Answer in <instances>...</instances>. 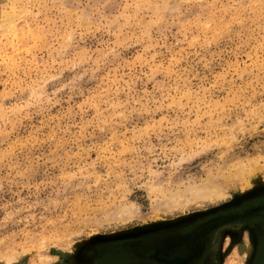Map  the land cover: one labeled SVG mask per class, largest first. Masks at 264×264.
Segmentation results:
<instances>
[{
	"label": "rangeland",
	"instance_id": "1",
	"mask_svg": "<svg viewBox=\"0 0 264 264\" xmlns=\"http://www.w3.org/2000/svg\"><path fill=\"white\" fill-rule=\"evenodd\" d=\"M168 1L0 0V264H105L124 240L108 262L159 261L154 228L133 229L238 215L203 228L190 264L209 228L264 208V170L240 206L228 190L166 201L238 162L264 169V0ZM239 231L220 264L251 259Z\"/></svg>",
	"mask_w": 264,
	"mask_h": 264
},
{
	"label": "bare ground",
	"instance_id": "2",
	"mask_svg": "<svg viewBox=\"0 0 264 264\" xmlns=\"http://www.w3.org/2000/svg\"><path fill=\"white\" fill-rule=\"evenodd\" d=\"M12 9L13 8H11V10ZM11 16H13V15H11ZM8 17H9V15H8ZM0 21H2V22H0V25H1L4 20L0 19ZM207 24L208 23H206V25ZM239 161H242V160H239ZM250 162H251L252 167L254 168L253 172L252 171L246 172V168H245V166H243L242 162H238L235 165L234 172H232L230 175L229 174L228 175L225 174L223 176L220 175L222 177V179H224L223 182H219V183L209 182L206 185L201 184V185L196 186V187L195 186H189L188 188L183 189V192L181 191L182 193H180V190H179V193L175 192L174 194H172L173 193L172 191L171 192L168 191L169 193H168V196L166 199L168 206L185 207L191 201L197 200V199H206V198H218L219 199L221 197L223 198V196L228 191L232 195V198L235 201L234 202L235 205L240 206V205L244 204L246 202V200H249L252 197L251 196L252 193H257V192L263 193V191L261 190L262 187H260L261 185L256 184V180L254 177H255L256 171H262L264 169L255 165V162H252V161H250ZM217 180L218 179H216L215 181H217ZM241 182L243 183V185H240ZM184 190H186V191H184ZM164 197H165V195H164ZM252 206H254V205H252ZM172 208H174V207H172ZM241 210H243V209H241ZM125 212L128 213L129 210H126ZM245 212H248V211H242V213H238V214L243 217ZM234 216H236V215L219 213L213 220L204 221L202 218L199 217L198 214H196V215L188 218V220H185L184 222H180V224H177L178 222L170 224V223H165V222H155L154 221L155 222V224H154L155 226L153 227L154 229L147 230L148 232L147 231H145V232L146 233L150 232L151 238H152V240H154L153 256L156 257L157 259H158V257H165L163 259H160L163 262L160 264H185V260L187 258L197 256L201 252L202 247H203V237L206 236V234L204 233L205 229H203L205 226L211 224V222H214L216 220H220V223L224 222V220L226 221V219L234 218ZM202 221H204V222H202ZM189 225H193V226H191L192 228L189 231L186 228L187 231L185 233H181V231L178 232V230H177V234H173V235L169 234L172 231H176V229H178V227L189 226ZM150 226H152V224ZM257 227H259V226H257ZM211 228H209V229H211ZM154 230L162 231V232L166 231V232H163V234H159L161 236V238H160L158 235L153 234L154 232H156ZM167 230H171V231L167 233ZM198 231H200V232L198 233ZM196 232H197V234H195ZM250 232H251L250 236H249L250 245H240L237 248V253L247 257L246 259H250L249 257L252 254V251H253V248H254V245L256 242V234L253 233L252 231H250ZM139 233H144V232H139ZM73 249L75 251V252L73 251L74 255L79 256L78 248L73 247ZM173 257L176 258L173 261H170L167 259V258L172 259ZM4 259L6 261L7 260L10 261L11 257L10 258L8 257V259H7V257H5Z\"/></svg>",
	"mask_w": 264,
	"mask_h": 264
},
{
	"label": "flooded vegetation",
	"instance_id": "3",
	"mask_svg": "<svg viewBox=\"0 0 264 264\" xmlns=\"http://www.w3.org/2000/svg\"><path fill=\"white\" fill-rule=\"evenodd\" d=\"M264 200V197L261 196L260 199H255L253 201L260 202ZM241 219V218H237ZM245 221H237L231 224L224 225L218 229L212 230L209 229V235L207 237V241L204 245V249L202 254L193 260L190 264H220L222 260L223 253L220 252L217 248L220 243V240L224 239L225 234H231L234 237H238L239 230L244 226L249 227L253 233L256 234L257 241L255 242L251 259L248 261L247 264H261L263 257H264V208H259L256 212L250 213L247 218H242ZM259 227H257V226ZM214 227V226H213ZM261 231H260V230ZM132 240H124L120 243V248L115 250L113 249H106V258L104 260L105 264H159L158 260H153L149 258H140L136 259L134 262L132 260H128V255L125 252H121V255L118 256L117 261H113L112 263L108 262L109 252L111 251H121L124 250L127 243ZM202 251V250H201ZM201 253V252H200ZM195 257V256H193ZM128 260V262H127ZM162 261V260H160Z\"/></svg>",
	"mask_w": 264,
	"mask_h": 264
},
{
	"label": "water",
	"instance_id": "4",
	"mask_svg": "<svg viewBox=\"0 0 264 264\" xmlns=\"http://www.w3.org/2000/svg\"><path fill=\"white\" fill-rule=\"evenodd\" d=\"M252 195V194H251ZM234 204V203H233ZM235 205V204H234ZM215 211H217V210H211V212H215ZM185 220H188V219H183V220H181L182 222L183 221H185ZM227 222V221H226ZM155 225H153V226H143V227H140V228H136V229H133V231H137V230H139V231H137V232H140V231H142V230H144V229H146L147 227H149V228H153ZM133 231L131 232V233H129V234H127V235H121L123 238H135L136 236V234H133ZM131 235V236H130Z\"/></svg>",
	"mask_w": 264,
	"mask_h": 264
},
{
	"label": "crops",
	"instance_id": "5",
	"mask_svg": "<svg viewBox=\"0 0 264 264\" xmlns=\"http://www.w3.org/2000/svg\"><path fill=\"white\" fill-rule=\"evenodd\" d=\"M159 261H160V260H159ZM159 261H158V262H159ZM159 264H160V263H159Z\"/></svg>",
	"mask_w": 264,
	"mask_h": 264
}]
</instances>
